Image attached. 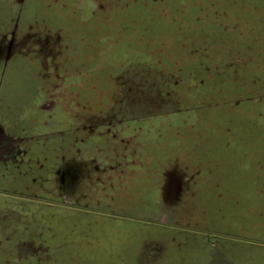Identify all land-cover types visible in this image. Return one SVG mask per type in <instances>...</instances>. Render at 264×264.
Returning <instances> with one entry per match:
<instances>
[{
	"label": "rangeland",
	"instance_id": "obj_1",
	"mask_svg": "<svg viewBox=\"0 0 264 264\" xmlns=\"http://www.w3.org/2000/svg\"><path fill=\"white\" fill-rule=\"evenodd\" d=\"M1 108L0 123L33 142L64 129L44 126L49 115L92 108L163 126L168 154L216 152L205 162L227 197L206 186L210 221L214 201L231 207L227 142H264V0H0Z\"/></svg>",
	"mask_w": 264,
	"mask_h": 264
},
{
	"label": "crops",
	"instance_id": "obj_2",
	"mask_svg": "<svg viewBox=\"0 0 264 264\" xmlns=\"http://www.w3.org/2000/svg\"><path fill=\"white\" fill-rule=\"evenodd\" d=\"M58 111L42 121L65 126L53 142L0 123V264H264V142H227L231 207L214 201L206 221V186L227 197L205 162L216 152L168 154L163 126L121 111Z\"/></svg>",
	"mask_w": 264,
	"mask_h": 264
},
{
	"label": "trees",
	"instance_id": "obj_3",
	"mask_svg": "<svg viewBox=\"0 0 264 264\" xmlns=\"http://www.w3.org/2000/svg\"><path fill=\"white\" fill-rule=\"evenodd\" d=\"M133 2H135V1H133ZM133 2H131L132 3V5H130V7L128 8V11H133V7H134V5H135V3H133ZM151 2V1H150Z\"/></svg>",
	"mask_w": 264,
	"mask_h": 264
}]
</instances>
